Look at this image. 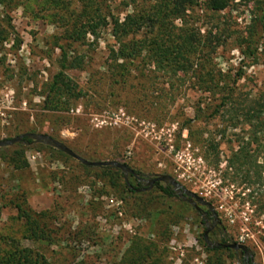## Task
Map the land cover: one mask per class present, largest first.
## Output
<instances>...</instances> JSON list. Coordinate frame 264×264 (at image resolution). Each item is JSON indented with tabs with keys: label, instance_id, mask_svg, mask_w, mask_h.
Returning a JSON list of instances; mask_svg holds the SVG:
<instances>
[{
	"label": "rangeland",
	"instance_id": "rangeland-1",
	"mask_svg": "<svg viewBox=\"0 0 264 264\" xmlns=\"http://www.w3.org/2000/svg\"><path fill=\"white\" fill-rule=\"evenodd\" d=\"M204 1L183 18L196 39L188 69L171 75L157 68L148 43L122 67L110 59L118 46L110 25L82 41L67 38L96 14L121 19L132 9L125 0H5L0 141L42 134L88 162L170 175L213 207L228 244L243 245L254 264H264V130L257 132L264 120V22L254 20L264 0H234L217 13ZM163 22L132 40L162 36L170 26ZM251 28L257 43L247 50ZM63 56L66 65L78 64L63 73L81 96L55 98L58 109L51 111L44 101L52 98ZM255 103L263 114L245 117ZM23 147V169L0 148L1 259L15 248L42 264H119L138 239L157 245L144 264H240L232 251L206 252L197 223L185 218L169 222L167 241L158 242L160 220L141 213L145 197L121 194L123 178L97 179L55 150ZM241 157L249 164L240 166Z\"/></svg>",
	"mask_w": 264,
	"mask_h": 264
},
{
	"label": "trees",
	"instance_id": "trees-1",
	"mask_svg": "<svg viewBox=\"0 0 264 264\" xmlns=\"http://www.w3.org/2000/svg\"><path fill=\"white\" fill-rule=\"evenodd\" d=\"M128 2V6L132 7L130 12H127L121 19L118 17L108 16L104 17L100 14L92 16V20L87 21L85 25H80L79 27H73L71 33L68 34V39L73 42L82 41L86 35L95 36L96 31L110 25L111 31L110 36L117 44V49L114 52L110 50V59L113 61H121L119 66L122 67L123 63L130 62L134 58L138 57L141 52L146 51L143 49L145 44L148 43L150 46L149 52L157 66L162 70H165L168 74H176L180 72H185L189 66V58L186 55L190 54L194 50L196 43L195 33L190 32L185 26L183 18L186 16L187 12L192 8L197 6L199 0H125ZM234 0H205L204 8L213 13L221 12L225 10L231 2ZM5 0H0V5H4ZM102 2V1H101ZM140 3L142 8L136 9V4ZM170 21L171 32L169 28L165 27V33L162 36H157V34L152 35V39L148 42L144 39L143 41L137 42L132 40V37L137 34L148 35L152 34L154 30L159 29L163 26V21ZM256 24H262L264 22V12H261L259 17L254 18ZM178 21L180 26L177 28L171 25V22ZM253 26V28H255ZM177 31L173 34L172 31ZM257 33L254 29L249 30L247 37V50L250 45H255ZM129 38V39H128ZM143 46V47H142ZM78 64L74 61L66 65L64 56L60 61V72L54 75L50 93L52 95L51 99L49 96L45 98V106H48L49 110L54 111L58 109L59 102L57 101L59 97H65L66 101L68 99L76 100L81 96L79 90L75 84L63 73L65 69H72L77 67ZM57 100H56V99ZM262 109V103H255L253 107H249L248 111L245 112L244 116L247 118H252L254 120L255 116H260L263 113L261 111H256L255 107ZM259 130L257 132H262L264 130V120L259 123ZM255 133L256 130L253 129ZM35 134V133H33ZM254 138V137H253ZM53 139V138H52ZM26 145H32L34 148H46L53 150L49 147H44L39 144H32L29 140L25 141ZM24 145L17 144L12 147L3 148L6 152L7 158L11 165L16 169L26 168L27 165L23 160ZM57 152V151H56ZM59 156L66 157L62 153L57 152ZM246 157V156H245ZM245 157H241L240 166L248 165ZM124 165V164H123ZM126 166V165H125ZM82 169L90 172L97 179H107L110 180L111 177L118 176L122 178L121 174L117 170L109 168H96V167H85L80 165ZM121 194L130 197H145V203L141 208V213L145 218L156 217L159 221L158 227V242L164 243L168 238V225L171 221H180L186 218L188 215L186 212L181 210L177 204L172 203L171 194L167 189H161L158 187L157 190L152 191L146 195H136L130 191L126 184L122 187ZM202 248L206 252H217V251H227L224 249H207L202 243ZM157 248L156 244H147L144 241L134 239L130 243V246L125 250V254L121 257L119 264H144V262L150 258V251H154ZM43 260L38 255H33L26 250H17L14 248L12 254L6 259L0 258V264H42Z\"/></svg>",
	"mask_w": 264,
	"mask_h": 264
},
{
	"label": "flooded vegetation",
	"instance_id": "flooded-vegetation-1",
	"mask_svg": "<svg viewBox=\"0 0 264 264\" xmlns=\"http://www.w3.org/2000/svg\"><path fill=\"white\" fill-rule=\"evenodd\" d=\"M131 171H132V174L127 176V183L126 184L129 185L128 189L130 191H132L133 193H135L136 195L149 194L152 191L157 190L158 187H160L161 189H167V191L172 196L171 197L172 203L177 204V206H179L181 208V210H183L184 212L187 213L188 216L186 218L185 217L184 218L191 221V222L195 221L197 223V225L200 229V233H199L197 239L203 245H204L203 234H204L205 230H207V234H206L207 241L211 244H213V243L223 244V243H228L230 241L228 239V237L226 236L224 229L222 228V224L219 221V217H218L217 213L215 212V210L213 209V207L211 205H209L210 208H208L205 205H199L193 201L195 203V206H193V205L181 200L177 196H175L173 194L170 186L159 183V182H153L151 184L150 188L148 187L147 183L149 181L154 180L158 176H162V175H166V174L147 176V175H144L140 172H136L133 170H131ZM167 176L172 178L177 183V181L172 176H170V175H167ZM181 188L186 190L183 186H181ZM186 191L191 193L188 190H186ZM199 198L202 199L203 202L207 203L203 198H201V197H199ZM207 204H209V203H207ZM217 249H219V248H217ZM210 250H212V249H210ZM245 252L247 253L246 255H244L241 251L234 252L235 254L240 255V264H254L253 263V255L251 254V252L247 248H246Z\"/></svg>",
	"mask_w": 264,
	"mask_h": 264
},
{
	"label": "water",
	"instance_id": "water-1",
	"mask_svg": "<svg viewBox=\"0 0 264 264\" xmlns=\"http://www.w3.org/2000/svg\"><path fill=\"white\" fill-rule=\"evenodd\" d=\"M26 140H29L32 144H39V145H42L45 147H49V148H51V149H53L59 153H62L63 155L69 157L70 159L76 161L77 163H79L80 165L85 166V167H96V168L106 167L109 169L117 170L120 172V174L123 178V181L125 183H127V176L132 174L131 169H129L127 166L120 164V163H117L115 161H107V162H88V161H85L82 158L78 157L76 154H74L71 150H69L62 143L52 139L51 137H49L47 135H42V134L25 133V134H21V135H18L16 137H13L10 139H5V140L0 141V148H8V147H12V146L17 145V144L26 145V143H25ZM153 182H159V183L170 186L171 190L175 196H177L181 200H183V201H185V202H187L193 206H195V203H197L199 205H205L208 208H210L209 204L203 202L202 199H200L196 195L189 193L186 190H184L183 188H181V186L179 184H177L172 178H170L167 175L158 176L154 180L149 181L147 183L149 188ZM126 187L129 188V185L126 184ZM206 234H207V230H205V232L203 234V238H204V245L208 249H217V248H219L221 250L227 249V250H231L233 252L241 251L244 255L247 254L245 252L246 248L242 245H239V244H235V243H232V244L213 243V244H211L207 241Z\"/></svg>",
	"mask_w": 264,
	"mask_h": 264
}]
</instances>
